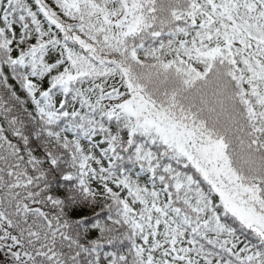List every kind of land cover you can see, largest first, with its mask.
<instances>
[{
    "label": "snow or ice",
    "instance_id": "1",
    "mask_svg": "<svg viewBox=\"0 0 264 264\" xmlns=\"http://www.w3.org/2000/svg\"><path fill=\"white\" fill-rule=\"evenodd\" d=\"M0 264H264V0H0Z\"/></svg>",
    "mask_w": 264,
    "mask_h": 264
}]
</instances>
